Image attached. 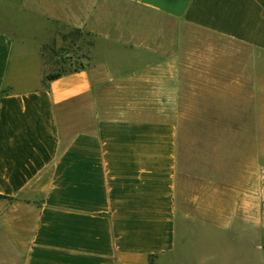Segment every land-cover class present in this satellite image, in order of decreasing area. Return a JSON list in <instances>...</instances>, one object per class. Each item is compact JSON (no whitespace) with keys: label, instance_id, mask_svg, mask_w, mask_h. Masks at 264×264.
<instances>
[{"label":"crops","instance_id":"0c3cea01","mask_svg":"<svg viewBox=\"0 0 264 264\" xmlns=\"http://www.w3.org/2000/svg\"><path fill=\"white\" fill-rule=\"evenodd\" d=\"M57 25L90 42L46 81ZM216 78L264 96V0H0V264L166 262L178 127L150 98Z\"/></svg>","mask_w":264,"mask_h":264},{"label":"rangeland","instance_id":"374dc122","mask_svg":"<svg viewBox=\"0 0 264 264\" xmlns=\"http://www.w3.org/2000/svg\"><path fill=\"white\" fill-rule=\"evenodd\" d=\"M159 23L182 30L184 45L207 39L189 27ZM89 40L57 25L42 49L47 74L79 69ZM244 56L249 62L251 53ZM202 81L185 85L177 98H150V107L178 127L177 248L163 264H264V96H252L250 85H223L222 78ZM255 237L261 238L255 252L233 243ZM209 240L216 242L211 251Z\"/></svg>","mask_w":264,"mask_h":264},{"label":"trees","instance_id":"16d2710c","mask_svg":"<svg viewBox=\"0 0 264 264\" xmlns=\"http://www.w3.org/2000/svg\"><path fill=\"white\" fill-rule=\"evenodd\" d=\"M77 32L80 33L79 31H77ZM61 74L62 73H56V74H53V75H47L45 79H46V81H53V80L58 79L61 76ZM0 199H5V198L0 197Z\"/></svg>","mask_w":264,"mask_h":264}]
</instances>
